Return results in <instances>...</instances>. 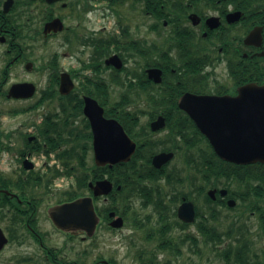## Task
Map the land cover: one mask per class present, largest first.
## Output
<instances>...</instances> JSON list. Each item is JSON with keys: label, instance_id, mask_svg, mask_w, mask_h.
<instances>
[{"label": "flooded vegetation", "instance_id": "obj_1", "mask_svg": "<svg viewBox=\"0 0 264 264\" xmlns=\"http://www.w3.org/2000/svg\"><path fill=\"white\" fill-rule=\"evenodd\" d=\"M53 37L62 51L53 54L56 73L48 78L49 88L40 99L54 101L55 108L34 123L37 135L17 137L14 131L0 130V155L7 153L17 162L8 169L0 166V213L8 216L16 235L20 225L44 248L47 239L40 222L50 219L48 207L43 212L40 206L47 184L58 177V170L48 167L47 160L37 162L36 155L61 160L81 157L90 161L80 166L84 173L104 169L103 177L88 180L87 186L104 178L113 183L111 191L98 196V201L110 199L105 203L107 229L126 225L130 203L123 209L112 203L118 194L109 175L123 174L122 164L127 162L96 165L93 128L84 112L85 98H90L102 109L103 117L114 119L135 143L130 160L136 154L143 168L156 173L141 178L139 191L131 195L160 214L167 207L166 200L176 203L172 214L174 219L178 217V207L191 196L189 191L167 192L168 185L182 179L181 167H168L176 157L190 161L192 145L205 142L179 101L186 94L235 96L243 85H264V0H0V59L4 62L0 95L15 99L8 96L13 84L33 83L21 80L4 88L13 63L22 62L26 72H33L37 67L32 56L38 43ZM59 54L75 60V65L60 66ZM113 56L116 60L107 63ZM63 74L72 83L66 93L59 89ZM112 83L126 89L115 100L110 99ZM134 87L135 99L129 95ZM32 105L36 107L37 102ZM1 114L6 111L0 110ZM156 121L158 125L152 128ZM74 149L76 153H72ZM169 152L173 155L166 163L153 165L156 155ZM169 173L173 175L170 182ZM219 190L213 198L215 207H223L230 198ZM89 194L88 187L87 193L76 197ZM194 199L198 204V198ZM199 210L202 229L197 227L204 233L207 215L201 207ZM116 217L123 220L122 226L112 227ZM167 226L170 229L168 222L162 228ZM56 230L69 237L80 234ZM43 256L45 261L55 258L59 264H78L64 259L56 248Z\"/></svg>", "mask_w": 264, "mask_h": 264}, {"label": "rangeland", "instance_id": "obj_2", "mask_svg": "<svg viewBox=\"0 0 264 264\" xmlns=\"http://www.w3.org/2000/svg\"><path fill=\"white\" fill-rule=\"evenodd\" d=\"M58 50L62 51L56 38L47 39L45 42L38 43V48L32 56L36 65L35 68L37 67L33 72H26L22 62L13 63L10 67L9 78L4 88L12 82L30 80L35 84L36 91L31 98L27 99H7L0 95V110L6 111V114H1L0 116L1 131H14V135L17 137L25 135L24 133L37 135L34 123L40 122L46 112L55 108L54 101L43 100L40 97L46 91L49 84L48 78H50V74L54 71V69L51 70L49 68L48 61ZM79 55L81 56V54ZM74 61L67 57L62 58L59 54L60 66L71 67L75 65ZM3 65L4 62L0 59V68ZM121 89L124 90V86L113 84L110 88V99H118L122 91ZM134 93H136L135 87L129 91L131 98L135 99ZM36 102L37 106L31 107ZM22 107H29V109L23 108L21 110ZM76 119L79 120V117H76ZM143 119H146V117L143 116ZM65 145L68 147L69 144ZM69 146L72 147L73 145ZM201 147H203L201 152L198 150L197 144L191 148V157L187 165L182 162L180 157H176L171 161L168 169L173 166L181 167L182 172H180V175L182 179L179 182L173 181L171 185H168L166 178V184L170 186V189L168 187L166 189L169 194L177 191H189L191 198L197 197L201 210L208 215V217L205 216V228H212L220 233L223 242H219L217 239L212 241L211 237L206 238L205 234L198 229V222L180 227L177 224L178 220L174 219L172 214L176 203L174 204L166 200L167 207L161 208L162 214H160L159 212L155 213L151 206L148 208L144 207L140 203V198H135V196L131 195V197L129 196L131 208L128 209L127 223L123 227L117 230H109L104 225H101L90 238H82L81 235L69 237L57 231L51 222L45 219L42 223L40 222V228L46 233V243L56 248L63 258L71 263L78 261L83 264H91L94 260L100 258L111 260L115 264H146L152 260L157 261L159 264H228L226 258L222 256L221 251L226 242H235L242 231L251 240L255 248L254 250L258 252L259 249L264 248V233L256 212L246 210L245 206L236 199V204L233 207L217 205L214 217H212L208 213L209 204L203 200L201 192L197 193V188L206 187L205 190H207L209 187H212L213 182L211 180L207 181L203 177L201 164L203 162V151L206 150V146L202 143ZM72 153H76V149ZM65 159L67 158L61 160L60 158L46 157L43 154L36 155L35 160L37 162L47 160L48 167L54 166L58 172L62 171L61 175L59 173L57 178L47 184L40 206L43 212L52 203L70 195V193H62L64 191L74 188L72 192L83 191L87 193L86 188H79L76 175H79V172L84 173V170L80 168L81 165L78 163L79 160L84 163H90L89 159L82 160L81 157H74L72 161H69V166L64 165V161H67ZM197 161L201 162H199L200 165H197ZM15 164L17 162L10 160L7 153L0 155V166L2 168L8 169ZM85 173L87 172L85 171ZM172 176L171 173L168 174L169 180H173ZM47 177H50V175ZM225 183L226 181L223 179L216 181V185L219 188L229 187L233 191L239 187V184L235 182L228 183V187ZM109 200H100L98 204L105 209V203H108ZM126 202L128 200L120 202V196H116V205L122 209ZM260 204L264 205V202L261 201ZM146 215H149L148 218H146ZM167 222L170 229L167 226L164 230L162 227ZM0 227L9 239L0 252V264H40L44 261V252L41 247L28 236L26 229L22 226L19 225L17 227L16 237H9V235L13 236L11 225L8 216L3 212L0 213ZM227 233H229V238H227ZM186 234H193L196 237L194 238L196 243L182 239ZM165 242L170 245L166 248L159 247V245ZM149 255H151V258H148ZM230 261L229 264H239L232 259Z\"/></svg>", "mask_w": 264, "mask_h": 264}, {"label": "water", "instance_id": "obj_3", "mask_svg": "<svg viewBox=\"0 0 264 264\" xmlns=\"http://www.w3.org/2000/svg\"><path fill=\"white\" fill-rule=\"evenodd\" d=\"M114 60L115 56L107 63H113ZM71 87L69 76L63 74L60 91L66 93ZM33 92L32 83H15L8 96L25 97ZM179 105L189 114L220 158L237 164L264 163V85H243L235 96L186 94L181 97ZM84 112L93 128L96 165H111L129 160L135 143L120 124L114 119H105L102 109L90 98H85ZM157 122L153 123L152 128L158 125ZM171 157V152L160 153L153 158L152 163L160 167ZM89 187L93 196H98L107 194L112 188V183L107 179H100L94 183L89 182ZM225 192L220 191L221 194ZM214 193L215 189L208 191L212 198ZM229 202V205L234 204L233 200ZM177 212L178 217L185 222L194 220V207L190 201L183 202ZM48 215L57 228L71 233L83 231L87 236L93 234L99 220L91 196H82L51 206L48 208ZM111 224L118 227L122 224V219L118 217ZM6 242L7 238L0 229V250Z\"/></svg>", "mask_w": 264, "mask_h": 264}, {"label": "trees", "instance_id": "obj_4", "mask_svg": "<svg viewBox=\"0 0 264 264\" xmlns=\"http://www.w3.org/2000/svg\"><path fill=\"white\" fill-rule=\"evenodd\" d=\"M123 99L124 97H122L121 102H124ZM202 158L203 162L201 164V171L203 172V177L206 178L207 181H213V186L216 185V181L221 179L226 181L225 184H227V187L228 183L231 182L239 184V187L233 191L228 187L229 192L231 193V195H233V197H237V199L245 206L246 210L256 212L260 221L261 229L264 232V205L260 204L261 201L264 202V164L258 162L253 164L238 165L224 161L216 156L208 142L206 145V150L203 151ZM65 160L67 161H64V164L66 166H69V161H72V159ZM199 162H196L197 165H200L201 162ZM78 163L81 165L83 161L81 162V160H79ZM122 167V169L125 170L123 174H119L118 172L110 173L109 178L113 180L115 185L121 186L120 191L117 193L120 196V202L128 200V202L124 204V208H126L129 204L128 194H130V192L132 191V193H136L137 191H139L138 189L139 183H141V178H151L153 177V175L155 176L156 173L143 168L142 163L137 159L136 154L131 158L129 162L122 164ZM151 170L153 169L151 168ZM103 172L104 169L102 170L99 167L95 168L94 173L90 172V174H84L79 172V175L76 179L79 188H86L85 182L90 179L103 177ZM168 182H170L169 179ZM64 193H70V195H68V197L64 198L63 200H67L77 196V193L72 191ZM204 198L209 204V215L214 217L215 202H213L207 195H204ZM199 209L200 208L198 207L196 218L198 219L197 225L199 228H201V221L203 220V218L201 215H198L200 213ZM98 212L102 215V217L107 218V210L99 207ZM230 231L232 232V230ZM204 233L206 238L211 237L212 241H215V239H217V241L219 240V242H223V239L221 240V234L216 232L212 228H205ZM226 235L227 238H229V233H227ZM182 239H187L196 243V241L189 236H185ZM234 239L236 238L234 237ZM225 244L226 245H224L221 253L222 256L226 258V262L228 264L231 262L230 259L239 264H264V248H261L258 250V252H256L251 240L248 239V237L242 231L240 232V235L235 242L230 241L226 242ZM169 245V243L165 242L162 245H159V247L161 246L162 248H166ZM259 257L261 258L259 259ZM148 258H151V255H149ZM157 263V261L152 260L150 262L148 261V263L146 264ZM112 264L115 263L112 261Z\"/></svg>", "mask_w": 264, "mask_h": 264}]
</instances>
